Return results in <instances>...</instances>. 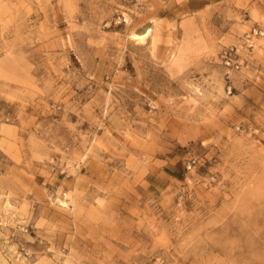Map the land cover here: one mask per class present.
<instances>
[{
	"label": "rangeland",
	"instance_id": "rangeland-1",
	"mask_svg": "<svg viewBox=\"0 0 264 264\" xmlns=\"http://www.w3.org/2000/svg\"><path fill=\"white\" fill-rule=\"evenodd\" d=\"M0 264H264V0H0Z\"/></svg>",
	"mask_w": 264,
	"mask_h": 264
},
{
	"label": "bare ground",
	"instance_id": "bare-ground-1",
	"mask_svg": "<svg viewBox=\"0 0 264 264\" xmlns=\"http://www.w3.org/2000/svg\"><path fill=\"white\" fill-rule=\"evenodd\" d=\"M151 29H149L146 33H143V34H138V33H135L133 34V37L136 38V39H139V40H144L145 36L150 33ZM4 259V258H3ZM4 261V260H3ZM2 262V261H1Z\"/></svg>",
	"mask_w": 264,
	"mask_h": 264
}]
</instances>
